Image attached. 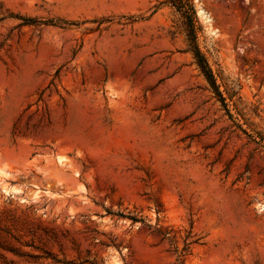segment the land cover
Here are the masks:
<instances>
[{
    "label": "rangeland",
    "instance_id": "374dc122",
    "mask_svg": "<svg viewBox=\"0 0 264 264\" xmlns=\"http://www.w3.org/2000/svg\"><path fill=\"white\" fill-rule=\"evenodd\" d=\"M0 0V264H264V0Z\"/></svg>",
    "mask_w": 264,
    "mask_h": 264
},
{
    "label": "trees",
    "instance_id": "16d2710c",
    "mask_svg": "<svg viewBox=\"0 0 264 264\" xmlns=\"http://www.w3.org/2000/svg\"><path fill=\"white\" fill-rule=\"evenodd\" d=\"M188 5H189V11L188 13L185 15L186 18L189 21V26H190V42H191V52L193 54V57L196 61V64L198 66V68L200 69L201 73L203 74V76L205 77V79L207 80V82L209 83V85L215 90V85H214V79L212 76V73L208 67V64L204 58V56L200 53L198 47L195 44V36H194V31H193V12H192V7H191V2L190 0H188Z\"/></svg>",
    "mask_w": 264,
    "mask_h": 264
}]
</instances>
